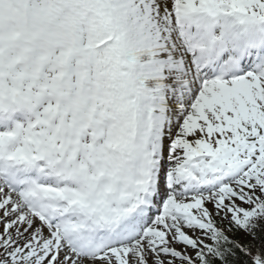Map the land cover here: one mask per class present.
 <instances>
[{
    "label": "snow or ice",
    "instance_id": "obj_1",
    "mask_svg": "<svg viewBox=\"0 0 264 264\" xmlns=\"http://www.w3.org/2000/svg\"><path fill=\"white\" fill-rule=\"evenodd\" d=\"M0 264H264V0H0Z\"/></svg>",
    "mask_w": 264,
    "mask_h": 264
}]
</instances>
